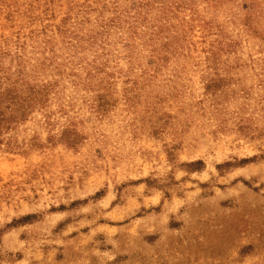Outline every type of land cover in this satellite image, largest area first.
<instances>
[{"label": "rangeland", "instance_id": "rangeland-1", "mask_svg": "<svg viewBox=\"0 0 264 264\" xmlns=\"http://www.w3.org/2000/svg\"><path fill=\"white\" fill-rule=\"evenodd\" d=\"M0 264H264V0H0Z\"/></svg>", "mask_w": 264, "mask_h": 264}]
</instances>
